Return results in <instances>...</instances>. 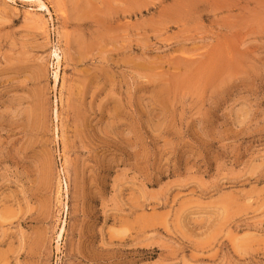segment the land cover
<instances>
[{
  "label": "rangeland",
  "instance_id": "1",
  "mask_svg": "<svg viewBox=\"0 0 264 264\" xmlns=\"http://www.w3.org/2000/svg\"><path fill=\"white\" fill-rule=\"evenodd\" d=\"M41 1L0 0V264H264V0Z\"/></svg>",
  "mask_w": 264,
  "mask_h": 264
},
{
  "label": "bare ground",
  "instance_id": "2",
  "mask_svg": "<svg viewBox=\"0 0 264 264\" xmlns=\"http://www.w3.org/2000/svg\"><path fill=\"white\" fill-rule=\"evenodd\" d=\"M36 1H39V3H40V6L42 7V8H46V10L47 11H49V13H50V9H49V7L47 6V4L44 2V1H41V0H36ZM38 3V2H37ZM55 56H56V60H57V64H58V68L60 67V64H61V56L62 55H60V53L58 52V50H56L55 51ZM55 75H56V78H57V76H59V70H57L56 71V73H55ZM57 80V79H56ZM62 234H60V236H61Z\"/></svg>",
  "mask_w": 264,
  "mask_h": 264
}]
</instances>
